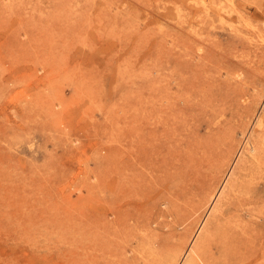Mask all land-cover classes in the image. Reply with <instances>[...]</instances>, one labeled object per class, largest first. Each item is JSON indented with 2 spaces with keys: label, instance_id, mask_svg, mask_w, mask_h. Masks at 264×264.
Here are the masks:
<instances>
[{
  "label": "rangeland",
  "instance_id": "obj_1",
  "mask_svg": "<svg viewBox=\"0 0 264 264\" xmlns=\"http://www.w3.org/2000/svg\"><path fill=\"white\" fill-rule=\"evenodd\" d=\"M190 249L264 264V0H0V264Z\"/></svg>",
  "mask_w": 264,
  "mask_h": 264
},
{
  "label": "bare ground",
  "instance_id": "obj_2",
  "mask_svg": "<svg viewBox=\"0 0 264 264\" xmlns=\"http://www.w3.org/2000/svg\"><path fill=\"white\" fill-rule=\"evenodd\" d=\"M258 125L259 126H261L262 124H263V118H260L259 120H258ZM256 146L255 145H253V144H251V146L247 149V152L249 151L250 152V154H254L255 153V151H256ZM259 149V148H258ZM247 154H249V153H247ZM253 160V159H252ZM232 174V173H231ZM230 178V177H229ZM229 178L226 180V182L224 183V186L225 187H223V189H221L219 192H218V194L217 195H215V197H214V199H213V201H212V204H211V208H212V210H214L215 208V210L217 211V208H218V206L220 205V203H219V201L221 200L220 199V197H222V195L224 194V191H225V188H226V186H227V182H228V180H229ZM196 243V241H194V243H193V245ZM192 245V246H193ZM198 245V247H200L199 246V243L197 244ZM195 246H196V244H195ZM197 247V246H196ZM181 252H178V253H175V255L173 256V258H172V261H171V264H193L194 263V260H195V258H194V256H195V251L193 252L194 254H191L190 255V253H191V249H190V251L189 250H185L183 253H181Z\"/></svg>",
  "mask_w": 264,
  "mask_h": 264
}]
</instances>
